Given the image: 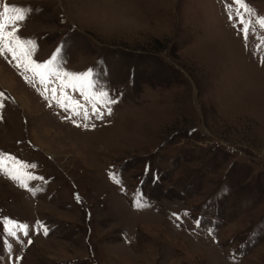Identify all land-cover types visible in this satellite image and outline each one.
Instances as JSON below:
<instances>
[{
  "label": "rangeland",
  "instance_id": "1",
  "mask_svg": "<svg viewBox=\"0 0 264 264\" xmlns=\"http://www.w3.org/2000/svg\"><path fill=\"white\" fill-rule=\"evenodd\" d=\"M245 2L254 17L233 0H0L32 10L33 60L60 48L116 100L101 120L68 89L89 112L73 116L0 56V153L35 177L0 172V264H264V0Z\"/></svg>",
  "mask_w": 264,
  "mask_h": 264
},
{
  "label": "snow or ice",
  "instance_id": "2",
  "mask_svg": "<svg viewBox=\"0 0 264 264\" xmlns=\"http://www.w3.org/2000/svg\"><path fill=\"white\" fill-rule=\"evenodd\" d=\"M233 2L237 5L235 9L237 18H240L241 10L249 17L255 16V13L248 7L245 0H233ZM31 11V9L10 6L6 3L0 7V56H11L18 70H22L25 73L31 72L33 77L37 78L39 83L44 86V92L41 95H44V98L48 100L49 96L45 95V93L50 91L51 99L65 112L70 111L73 116H82L85 120L89 119V112L85 105L80 104L79 101L67 94V90L71 89L72 91H78L84 98L85 103L91 106L92 116L102 120L105 115H111L112 109L110 105L115 104L116 100L111 99L103 88L97 90L92 70L80 74L64 71L58 66L60 48H57L51 58L45 62H36L32 59L36 49L34 41L24 39L19 35V24L29 17ZM229 11L231 12L230 9ZM229 19H232L231 14ZM252 22V20L240 19L245 39L248 38ZM255 23L264 29V17L255 19ZM261 63L264 64V59L261 60ZM25 79L29 83L32 82L28 80L27 76ZM57 82L58 86H53L49 89V84H56ZM2 97L3 93H0V98ZM4 106V103L0 101V108ZM76 126L80 127L81 125L77 124ZM83 127L87 128L88 125L85 124ZM92 127H95V125ZM9 164L11 165L10 167ZM27 167L34 166L20 164L16 158L0 153V172H3L4 175L13 181L19 182V185L23 188L28 187L27 180L35 179L31 174L22 171ZM112 179L116 183L120 182L115 176H112ZM136 206H141L139 201H137ZM4 224L9 236H16V231H22L25 236L28 235L26 225L17 224L11 220H5ZM41 227L43 234L45 236L48 235V229L43 225Z\"/></svg>",
  "mask_w": 264,
  "mask_h": 264
},
{
  "label": "bare ground",
  "instance_id": "3",
  "mask_svg": "<svg viewBox=\"0 0 264 264\" xmlns=\"http://www.w3.org/2000/svg\"><path fill=\"white\" fill-rule=\"evenodd\" d=\"M1 70V69H0ZM2 73H0V75H1ZM3 75V74H2ZM10 79V78H9ZM5 83H6V85H7V87L8 88H10V90L12 91V92H15V94H17V96H18V100L22 103V104H24L26 107H28L29 106V101L27 100V96L24 94V93H22V92H20L19 90H16V88H15V83H14V81L13 80H8V78H5Z\"/></svg>",
  "mask_w": 264,
  "mask_h": 264
}]
</instances>
